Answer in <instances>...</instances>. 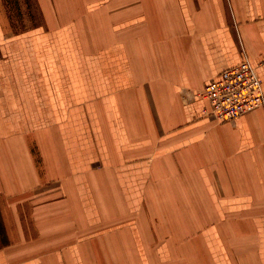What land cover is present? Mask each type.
<instances>
[{
  "label": "crops",
  "instance_id": "1",
  "mask_svg": "<svg viewBox=\"0 0 264 264\" xmlns=\"http://www.w3.org/2000/svg\"><path fill=\"white\" fill-rule=\"evenodd\" d=\"M71 6L0 10V264H264V108L195 96L245 56L264 89V0Z\"/></svg>",
  "mask_w": 264,
  "mask_h": 264
},
{
  "label": "built area",
  "instance_id": "2",
  "mask_svg": "<svg viewBox=\"0 0 264 264\" xmlns=\"http://www.w3.org/2000/svg\"><path fill=\"white\" fill-rule=\"evenodd\" d=\"M207 106L205 115L219 123L233 122L237 118L264 108V89L256 68L249 59L210 80L195 94Z\"/></svg>",
  "mask_w": 264,
  "mask_h": 264
},
{
  "label": "rangeland",
  "instance_id": "3",
  "mask_svg": "<svg viewBox=\"0 0 264 264\" xmlns=\"http://www.w3.org/2000/svg\"><path fill=\"white\" fill-rule=\"evenodd\" d=\"M56 0H0V10L13 28L26 29L46 15L52 16L55 12L47 11L46 4ZM89 0H60L66 5V10L72 9L73 3H87ZM70 7V8H68ZM72 13V12H70Z\"/></svg>",
  "mask_w": 264,
  "mask_h": 264
}]
</instances>
